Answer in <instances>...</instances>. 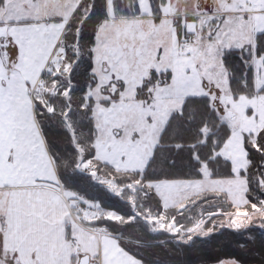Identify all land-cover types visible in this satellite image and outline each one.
I'll use <instances>...</instances> for the list:
<instances>
[{
	"label": "snow or ice",
	"instance_id": "6c2138e0",
	"mask_svg": "<svg viewBox=\"0 0 264 264\" xmlns=\"http://www.w3.org/2000/svg\"><path fill=\"white\" fill-rule=\"evenodd\" d=\"M256 256L264 0H0V264Z\"/></svg>",
	"mask_w": 264,
	"mask_h": 264
},
{
	"label": "trees",
	"instance_id": "16d2710c",
	"mask_svg": "<svg viewBox=\"0 0 264 264\" xmlns=\"http://www.w3.org/2000/svg\"><path fill=\"white\" fill-rule=\"evenodd\" d=\"M206 254L208 256H217L220 255L221 257H224L226 254H230V253H234L235 249H233L232 247L228 246V247H222V248H209L206 249ZM259 261V257H250L247 259L246 264H250V263H254V264H258ZM209 264H212L211 261H209Z\"/></svg>",
	"mask_w": 264,
	"mask_h": 264
},
{
	"label": "crops",
	"instance_id": "0c3cea01",
	"mask_svg": "<svg viewBox=\"0 0 264 264\" xmlns=\"http://www.w3.org/2000/svg\"><path fill=\"white\" fill-rule=\"evenodd\" d=\"M250 264H254V263H250Z\"/></svg>",
	"mask_w": 264,
	"mask_h": 264
}]
</instances>
